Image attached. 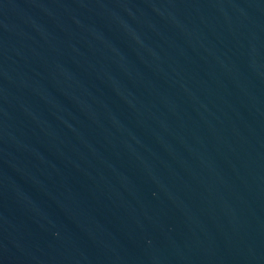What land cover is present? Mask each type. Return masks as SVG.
<instances>
[{
	"label": "water",
	"instance_id": "water-1",
	"mask_svg": "<svg viewBox=\"0 0 264 264\" xmlns=\"http://www.w3.org/2000/svg\"><path fill=\"white\" fill-rule=\"evenodd\" d=\"M0 264H264V0H0Z\"/></svg>",
	"mask_w": 264,
	"mask_h": 264
}]
</instances>
